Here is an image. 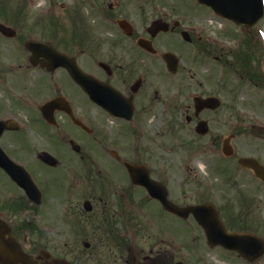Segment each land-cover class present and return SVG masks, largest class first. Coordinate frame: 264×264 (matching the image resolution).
Here are the masks:
<instances>
[{
	"label": "flooded vegetation",
	"instance_id": "obj_1",
	"mask_svg": "<svg viewBox=\"0 0 264 264\" xmlns=\"http://www.w3.org/2000/svg\"><path fill=\"white\" fill-rule=\"evenodd\" d=\"M50 3L46 13L53 14L54 1ZM148 3L77 0L76 9L66 16L81 29L75 55L56 44L58 48L54 47L74 60L82 73L78 81L66 68H55L51 54L42 55L34 64L28 54L23 57L26 64L15 68L10 63L6 70H0V120L19 127L4 133L0 147L11 161L31 170L39 189L26 197L0 168L12 186L0 191V218L36 264H47L53 258L71 264L180 261V218L153 198L147 187L133 183L127 164L145 167L151 179L165 187L173 205L188 206L180 203L170 179L163 177L164 153L177 151L174 141L185 130L181 125L189 128L205 121L209 127L216 126L213 134L193 135L195 145L203 148L213 165L233 171L242 157L255 158L239 156L236 147L232 157L223 154L229 139L235 142L247 133L245 126L253 127L251 118L244 115L245 108L252 110L250 105L243 109V104H228L196 113L194 104L178 102L181 89L177 88V96L165 98V78L186 73L194 81L196 73L181 69L172 75L166 70L163 54L173 48L164 44V37L171 35L181 43L182 33L189 32L190 44L195 42L193 53L212 57L221 65L226 64L227 53L200 27L202 21L195 8L173 13L175 9L148 7ZM157 20L169 25L170 31L152 36L148 29ZM141 42L149 43L153 51L145 50ZM214 52L219 55L213 56ZM0 61H4L1 55ZM84 74L93 80L86 82ZM86 83L94 91L92 96L85 89ZM51 102L53 106L43 111ZM160 106L162 116L158 114ZM148 123H152L150 128ZM42 153L53 157L55 165L42 161ZM256 159L264 165V159ZM38 170L45 172V179ZM240 170L252 181L232 185L245 192V200L239 210L228 209L222 219L228 231L255 234L260 221L259 188L264 184L252 171ZM49 184L53 189L48 198ZM157 194L163 197V190ZM21 202L30 208L26 220L15 209ZM202 203L206 202L196 204ZM190 219L198 229V238L209 248L204 230L192 216Z\"/></svg>",
	"mask_w": 264,
	"mask_h": 264
},
{
	"label": "rangeland",
	"instance_id": "obj_2",
	"mask_svg": "<svg viewBox=\"0 0 264 264\" xmlns=\"http://www.w3.org/2000/svg\"><path fill=\"white\" fill-rule=\"evenodd\" d=\"M18 1L24 0H12V4H16ZM51 0H26L27 11L24 16L14 21V16L6 14L4 17L0 15L1 22L8 26L14 27L18 31L16 39L8 41L0 35V55L3 56L4 61H0V70H6L11 63L15 68L20 64H26L25 59L28 53L24 48V44L28 40H35L46 42L51 39L48 37L47 30L43 28V23L49 19L47 14L42 13L44 8L51 5ZM148 7H167L175 10L171 12L175 13L178 10L181 11L183 8H199L196 0H148ZM23 3V2H21ZM53 14L50 17L57 20H64L65 24L63 27H57L55 29V43L62 49H68L70 54L75 55V48L67 47L61 40H64L65 36L69 37L73 31L72 22L67 19L68 12L75 10L77 0H54ZM6 5L5 0H0V9H9L13 5ZM64 5V6H63ZM8 7V8H7ZM4 11L0 10V14ZM10 12V11H6ZM82 13H86V10H82ZM207 12L205 9H196L197 17L201 19L206 34H209L215 42L223 45L228 50H233L236 53L239 51L245 52V43L247 40L255 39L259 49L254 50L257 62H253L254 69H258L264 76V17L259 21L252 29H245L242 27H236L232 23L222 20L221 18L215 19L212 15L204 14ZM44 15V16H43ZM174 17L177 15L173 14ZM46 19L41 20V19ZM196 21H199L196 19ZM196 23V22H195ZM46 24V23H45ZM171 36L166 37L169 40ZM244 41V45L242 42ZM68 42V41H66ZM71 43V42H69ZM241 43V45H240ZM169 44V43H166ZM171 45L176 47V54L181 59V69L184 71L192 70V73H196V78L193 80L186 77L185 74H180L177 78L164 79L163 92L167 99H171L177 96L178 89L183 90L179 93L178 102L192 104V98L196 93H205L206 95H216L222 102L223 106H227L231 103L243 104V109L246 105H250L252 110L249 112L245 109L244 111L253 119V132L251 127L247 128V134L245 137L233 142V145L238 147L243 154H249L258 156L264 159V88L261 85H257L248 81L247 79L240 77L233 72H226L225 68L222 67L221 63L215 61L214 58H206L200 56L197 58L196 54L193 55L190 52L191 46H186L182 43H172ZM195 45V44H194ZM71 46V44H70ZM190 47V48H189ZM73 52H71V50ZM175 52V51H174ZM201 60V61H200ZM229 61H233L229 57ZM18 71H25V69H17ZM21 76H26L22 74ZM199 83H202L199 87ZM225 83V85H224ZM47 85V84H46ZM174 88V90L172 89ZM172 89V91H171ZM180 90V91H181ZM188 95H191L189 97ZM163 107H159L158 114L162 116L164 111ZM252 112H254L252 114ZM164 116V115H163ZM165 118V116H164ZM185 122V119H183ZM152 123L147 124V128H150ZM185 128L178 136L179 138L174 141V144L178 146V149L173 154L164 153L163 158V177L165 180L170 179L171 186L174 194H176L181 204H195L199 200H205L212 204H215L217 208H224L227 204L228 199H232L234 207H238L242 201L240 190L232 186V183L251 182L248 175L238 168L232 171V175L227 177L225 174H220L214 170L211 158L206 154L195 153L190 148H180L183 142L193 141V135L195 125L187 128L185 125H181ZM211 132L215 131L216 126H210ZM32 137V135H31ZM36 169H43L35 166ZM39 176L43 179L45 173L43 170H38ZM51 173H55L51 171ZM57 174V173H55ZM50 174H48L49 176ZM12 189L11 184L4 178L0 172V191L5 188ZM53 187L49 184V190ZM59 190L58 188H56ZM205 194L208 195L207 199L204 198ZM259 228L258 234L264 238V190L261 188L259 191ZM243 204V203H242ZM22 215V214H21ZM28 214L23 212L22 219L26 220ZM188 226L194 228L192 223L189 221L186 223ZM186 224L179 222L178 229L180 233L181 243L179 246L181 260L186 264H246L236 255H227L220 251L209 250L204 247L202 239L198 238V229L194 228L191 231L190 228L186 227ZM140 239L136 240L139 243ZM255 264H264V256L258 260Z\"/></svg>",
	"mask_w": 264,
	"mask_h": 264
},
{
	"label": "water",
	"instance_id": "obj_3",
	"mask_svg": "<svg viewBox=\"0 0 264 264\" xmlns=\"http://www.w3.org/2000/svg\"><path fill=\"white\" fill-rule=\"evenodd\" d=\"M201 5L210 7L219 16L228 19L238 25H245L252 27L264 15L263 0H198ZM167 26L161 21L155 22L150 28V32L157 34L160 31H167ZM0 32L9 38L16 36V31L12 28L0 24ZM185 40L189 38L184 35ZM27 49L33 55H39L44 51L46 45L34 42L27 43ZM143 47H147L143 45ZM62 59L64 57L62 56ZM164 60L167 63L168 70L175 73L178 69L179 61L171 53L164 55ZM59 65V63L57 64ZM62 65V64H60ZM72 75L76 78L77 73L75 69L69 68ZM196 110L200 112L204 109H216L220 106L221 102L216 98L195 100ZM7 129H16L8 123L0 122V137ZM197 132L205 135L208 132L207 125L200 123L197 127ZM226 155H230L228 150H225ZM0 152V161L3 160ZM44 161H49L50 157L46 154L42 156ZM240 164L245 168H250L254 171L255 175L264 182V167L253 159H241ZM130 169V168H129ZM13 180L26 191L34 188L30 176L27 172L19 167L14 166L7 171ZM131 175H134L136 170H130ZM140 183L147 184L144 176L140 177ZM150 183V182H149ZM163 205L168 210L173 211L180 217L186 219L192 213L199 224L205 229L207 238L212 246L221 245L226 249L237 251L240 255L250 261H254L264 254V242L251 235L228 233L225 226L222 224L218 217L216 209L212 205H203L188 207L180 209L172 207L167 198L162 200ZM0 264H35L34 260L27 256L18 243L10 238V229L0 220ZM48 264H69L65 260H52ZM182 264V263H177Z\"/></svg>",
	"mask_w": 264,
	"mask_h": 264
},
{
	"label": "trees",
	"instance_id": "obj_4",
	"mask_svg": "<svg viewBox=\"0 0 264 264\" xmlns=\"http://www.w3.org/2000/svg\"><path fill=\"white\" fill-rule=\"evenodd\" d=\"M20 4H16V6ZM245 52L238 51L234 53V62L231 63V67L240 74L242 77H246L250 81H254L259 84L264 85V79L262 73L258 69H254L253 62H257L256 55H254V49H259L257 43H245ZM21 207V205H20Z\"/></svg>",
	"mask_w": 264,
	"mask_h": 264
}]
</instances>
